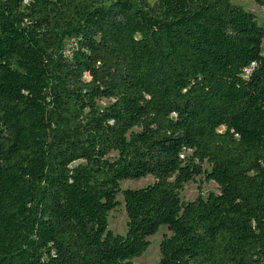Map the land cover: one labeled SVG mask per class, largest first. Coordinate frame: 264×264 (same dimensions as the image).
Listing matches in <instances>:
<instances>
[{"label":"trees","instance_id":"1","mask_svg":"<svg viewBox=\"0 0 264 264\" xmlns=\"http://www.w3.org/2000/svg\"><path fill=\"white\" fill-rule=\"evenodd\" d=\"M263 45L232 0H0V264H134L163 226L160 264H264Z\"/></svg>","mask_w":264,"mask_h":264},{"label":"rangeland","instance_id":"2","mask_svg":"<svg viewBox=\"0 0 264 264\" xmlns=\"http://www.w3.org/2000/svg\"><path fill=\"white\" fill-rule=\"evenodd\" d=\"M152 4L156 0H149ZM232 2L238 6L243 7L247 11L253 12L259 23L264 27V8L259 6L255 0H232ZM264 46V45H263ZM109 100H101L98 104L101 107H106L110 104ZM185 156L191 155V152H186ZM117 154H112L109 158L114 160ZM205 169L209 170L208 165L204 166ZM154 182L152 177H147L139 181L128 180L121 183L123 190L126 189H139L148 186ZM209 193L219 194V187L214 182H207L205 177H198L194 182H191L185 187L184 192L181 197L184 201H194L200 195L206 197ZM118 200L121 202L122 206L117 208L115 211L109 213V230H111L115 235L126 236L128 233V216L126 212V207L124 204L123 195L118 196ZM171 232L166 226H163L158 234L150 237L148 240L150 242L149 248L140 256L133 259L134 264H160L161 261V242L166 236H170Z\"/></svg>","mask_w":264,"mask_h":264}]
</instances>
